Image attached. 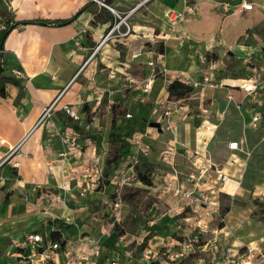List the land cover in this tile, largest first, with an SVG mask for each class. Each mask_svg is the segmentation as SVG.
<instances>
[{"label":"crops","instance_id":"obj_1","mask_svg":"<svg viewBox=\"0 0 264 264\" xmlns=\"http://www.w3.org/2000/svg\"><path fill=\"white\" fill-rule=\"evenodd\" d=\"M102 1L120 13L136 8L125 19L130 33L115 40L121 44L118 47L109 39L86 61L117 21L107 8L92 0H0V37L6 28L20 22L9 28L2 47L1 73L17 84H3L4 95H0V162L4 161L0 165V264H63L66 253L79 252L84 238L94 235L101 238L109 255L115 251L114 254L123 256L120 250L110 246L113 236L102 235L97 230V218L90 204L96 199L106 204L112 195L111 185H102L99 190L90 187L86 195L80 196L85 180L82 173L92 158L104 155L102 139L111 127L113 104L126 109L124 114L116 116L114 130L120 134L130 132L129 137L135 131L144 132L151 147L154 143L157 147L146 158L155 156L170 168H155L154 179L161 182L172 173L173 167L177 169L182 164V169L189 168L195 159L200 162L209 159L213 169L230 177L223 186L227 189L225 193H239L242 188L240 182L250 156L223 147V153L214 159L209 146L217 124L203 119L201 114L196 121L198 125L194 126L196 135H189L194 114L188 102L184 106L188 112L174 110L177 101L167 99L168 85L163 75L156 77L149 92L144 93L141 88L151 71L146 64L151 59L157 67H165L169 72L181 71L197 80L209 75L215 86H199L187 100H198L200 111L206 110L212 117L219 118L233 110L240 115L243 127L264 126V118L255 105L256 102L260 105L262 100L238 87L246 77L264 73V0ZM225 3L233 9L224 11ZM243 3H250L251 9L242 8ZM169 10L180 15L174 26L165 16ZM68 19H71L69 23L43 21ZM155 43L162 48L161 52L154 47ZM203 54L210 58V68L200 63ZM131 68L142 70L143 77L132 76L128 71ZM122 76H127L128 84H123ZM123 85L133 87V99L140 98V102L134 103V111L146 121L147 129L137 127V114L131 115L133 120L125 117L129 102L121 94ZM58 95L56 110L43 125L34 128L44 107ZM203 99L206 107L202 106ZM65 104L73 108L76 117L64 114L61 108ZM167 108L172 110L171 114L164 116ZM159 111L164 117L161 131L153 132L149 119ZM254 115L259 117L256 122L252 121ZM65 137L74 139L78 146L68 157L62 155ZM125 139L124 158L131 149L130 140ZM240 139L245 140L250 153L264 146L262 142H252L245 134L230 141ZM168 148L171 150L164 154ZM258 154L262 155L261 151ZM178 177L181 183L189 185L185 172L178 173ZM171 206L163 215L166 219L187 209L178 211L176 199ZM201 208L206 214V209ZM55 219L73 223L74 227L62 231L53 226ZM184 219L191 227L192 217ZM30 232L41 234L45 242L51 241V232H61L65 244L48 252V259L42 261L41 245L25 240ZM149 246L153 245L149 243Z\"/></svg>","mask_w":264,"mask_h":264},{"label":"rangeland","instance_id":"obj_2","mask_svg":"<svg viewBox=\"0 0 264 264\" xmlns=\"http://www.w3.org/2000/svg\"><path fill=\"white\" fill-rule=\"evenodd\" d=\"M122 15L121 13V16ZM113 17L114 19L116 18L115 16ZM116 20L118 19L116 18ZM121 26L122 30H116L111 38L112 42H110L114 47L121 45L115 40L124 38L122 36H125L120 33L124 32L126 27L124 23H122ZM151 45L150 43V46ZM154 47L158 48V43H155ZM203 56L206 57V61L202 62L200 56V63L204 68H210V58L207 54H203ZM230 68L231 67H229V69ZM221 70L223 69H220L219 72H222ZM128 71L134 77L139 79L143 77L141 75L142 70H133L131 68L130 70L128 69ZM134 71L136 72L134 73ZM208 71L211 72V69ZM122 77L123 84H128L126 82L128 81L127 76ZM250 77H253L257 82L255 91L248 95L254 96L255 99L259 98V100H262L260 105H258V102H256L255 105H257L262 118H264V73H261V76L253 75ZM248 78L249 76L245 79ZM132 88V86L123 85L121 94L126 96L124 100L127 101L126 103L129 102L128 112L134 116L137 114L134 111V103L136 101L140 102V98L133 99L131 95L133 94L131 91ZM137 91V94L141 93L140 88H138ZM184 102H188V108L191 109L190 111L194 114L193 121L189 123V135H196L194 126L198 125L196 121L200 119L201 114H204L203 119L217 124L216 133L209 146V150L214 159L217 160L219 154L223 153V147L225 149L228 148V141L237 139L243 134L250 136V140L254 143H264V126L249 125L243 127L241 117L236 111L231 110L229 113L226 112L224 115H220L219 118H216L212 117L210 112L207 113L206 111L204 113L203 110L200 111L202 108L198 107V100L194 101L191 99L185 100ZM204 102L203 99L202 106L206 107ZM143 104H145V102ZM222 108V106L219 107L220 110ZM131 119L132 118H130V120ZM135 120L138 122L137 127L141 130L147 129L146 121L143 119L141 120L139 114L135 116ZM163 120L164 117L162 116V112L159 111L150 117L149 122L156 121L162 123ZM155 131L156 128H153V132ZM153 134L154 133H152V135ZM129 136L130 132L121 134V137L130 140ZM95 141H97V138ZM154 147L157 148L155 143L151 147L150 154L154 151ZM115 148L116 147H113V145L109 143L108 138L104 136L101 146V154L104 155L99 158L98 154L97 157L99 158L98 160L103 168L105 176L112 173L118 166V163L112 164L109 162L110 155L113 154ZM258 150L261 151L262 155H257V153H259ZM251 153L247 161V168L243 180L240 182L242 188L239 193H225L227 191L225 188L215 191L213 195V201L215 202L214 206L209 209L206 208L208 214H205L200 206L187 207L185 213L166 219L163 215L167 213V210L173 207L171 206L173 205V198L167 196H153L150 194L149 189H145L147 192H142L131 200L124 199L126 206L121 224L120 226L112 228L109 227L112 217L110 212L106 209L105 204L98 199L91 201L90 204L93 207L92 211L95 212L94 216L97 218V230H99L102 235L108 237L113 236V242H110V246L117 248L122 253L124 251H129L131 256L129 257L128 255V260L133 258V261L140 256L144 236H148L149 239H151V242L148 241L147 245L149 246V243L153 245L151 247L154 253V264H221L223 256L235 252H244L246 246L250 244L259 245L262 249V254H264V146H262L261 149H254ZM67 155L69 156L70 154H63V156ZM257 156L261 157L256 158ZM128 165H130V163H128ZM136 167L141 172L150 174V178H152V172L157 167L163 170L170 169L163 161L156 160L155 156H150L146 159L141 158L140 163L136 165ZM185 167L182 169V164L177 166L178 173H184L189 169ZM98 185L100 186L93 184L91 187L99 190L102 185L103 187H108L111 184L105 179ZM111 186L110 188L112 191L113 187ZM98 196V198L104 197L103 195ZM192 210H198L199 213H193ZM187 216L192 217L190 220L192 223L191 227L184 219ZM163 220H167V222L164 224ZM151 221L156 222L150 225ZM203 224H205L206 227H204ZM164 225H166V227ZM120 236H123V239L116 244L115 242ZM105 238L104 236L103 239ZM140 238H142V240H140ZM137 241H141L139 242L140 244H138ZM255 261L257 264H264V256H259Z\"/></svg>","mask_w":264,"mask_h":264},{"label":"built area","instance_id":"obj_3","mask_svg":"<svg viewBox=\"0 0 264 264\" xmlns=\"http://www.w3.org/2000/svg\"><path fill=\"white\" fill-rule=\"evenodd\" d=\"M92 1L107 8L118 20L112 24L108 32L99 40L86 61L90 60V58L98 52L100 47L113 37L114 32L120 29L122 23H124L126 30L120 34L126 35L130 33V28L125 19L136 9L135 7L131 8L128 11L123 12V15L121 16L120 12L107 5L104 1ZM145 1L147 0H143L142 2ZM237 7L235 6V9ZM241 7L244 9H251L252 5L250 3H243L241 4ZM223 9L224 11L229 12L233 8L230 4L225 3L223 5ZM165 16L169 24L172 26H174L180 19L179 13L173 10L167 11ZM201 60L202 62H205L206 57L202 55ZM85 63L81 66L79 72L84 68ZM146 64L151 68V71L142 82L141 89L144 93H147L151 90L153 82L159 74L163 75V79L168 86L174 82H180L191 87L192 92L199 86H215V84L212 83L211 77L209 75H204L197 80L193 78V76L181 71L169 72L165 67H157L154 59L148 60ZM16 75L19 76L20 74L16 73ZM256 82L257 80H255L253 77H249L248 79L242 80V83L238 87L246 94H252L256 89ZM228 99H232L231 95H228ZM58 100L59 95L44 107L39 118L34 124V128H37L46 122V120L56 110ZM185 105V102L181 103V101H179L177 102V106L174 110L183 109L187 111L188 108L184 107ZM239 107L240 106L237 105V108ZM61 109L63 110L64 114L71 117H76V114L70 105L65 104ZM171 111V109L167 108L164 110L163 115L168 116L171 114ZM203 112L205 113L206 110H203ZM125 117L131 118V114H125ZM258 119V115H254L252 117L253 122H256ZM28 135L29 133L26 134L23 140H25ZM23 140L11 150V154L20 147ZM130 143V152L125 158L122 157L120 161H118L117 168L114 169L113 172L108 176L104 175L103 168L101 167L99 160L95 158L90 160L89 166L82 173L83 179L85 180L84 190L80 192V196H84L85 191H87L91 185H98L105 179H107L113 186L112 195L109 196L105 204L106 209L110 212L112 217L109 224V227L111 228L120 226L121 224L126 206V203L122 197V191L126 187L149 189V192L153 196H167L176 199L178 211H183L186 207L200 206L204 209L212 208L215 203L213 201L214 192L217 190H222L224 184L230 180V177L222 173L220 170L213 169V165L210 163L209 159H205L204 162H200L195 159L192 161L189 169H187L185 172V176L189 185L181 183L178 177V170L175 167L172 168V173L167 175L161 182L152 177L151 184L144 185L135 168L136 165L140 163L141 158H146L149 155L151 151V144L145 140V133L141 131H135L132 134L130 137ZM63 144L65 150H63L64 153H62V155L67 153L72 154L73 151L77 150L78 147L76 141L69 137H65ZM227 146L228 149L232 151L241 152L245 154L246 157L250 156V151L245 145V140H233L228 142ZM170 150L171 149L168 148L163 153L168 154ZM3 162H0V165ZM128 163H130V165H128ZM216 186L218 188H216ZM152 224L153 221L150 222V225ZM117 239V242H120V240L123 239V236H120ZM25 240L27 242L39 243L41 245L42 251L40 252V257L42 261H46L48 259V252L50 253L60 248L58 243L51 241L45 242L43 236L36 232L26 233ZM140 240H142V238H140ZM44 242L46 243L45 245H43ZM139 242L141 241H137L138 244H140ZM261 250L262 249L259 245H248L246 246V250L244 252H235L223 256L221 264H257L255 260L259 256H264ZM114 252L110 255L107 253L100 237L86 236L83 241V248L79 252L66 253V259L63 264H154V253L151 246L144 247L141 250L139 258L134 261L132 257L131 260H128V255L129 257L131 256L129 251H124L122 253L123 256H120L119 254L116 255Z\"/></svg>","mask_w":264,"mask_h":264},{"label":"trees","instance_id":"obj_4","mask_svg":"<svg viewBox=\"0 0 264 264\" xmlns=\"http://www.w3.org/2000/svg\"><path fill=\"white\" fill-rule=\"evenodd\" d=\"M71 19L64 20V21H59V20H55V21L54 20H43V21L47 22V23H69L71 21ZM28 22H33V21H28ZM19 23L20 22H16L15 24H12L10 27L14 28ZM10 27L6 28L3 31V36L8 33V30ZM2 37H0V40ZM158 51L161 52L162 48L159 47ZM5 83H12L14 85L17 84V82L13 78H11L9 76H4L1 73L0 74V95H4V91H3L1 86ZM191 92H192V88L189 87L188 85L180 83V82H174L168 86L167 99L169 101H177V102L182 101V100H187L190 98ZM112 110H113L112 111V122H111L110 130L107 133V138L109 140V143L112 144L113 147H116V148L114 149L113 154H111L112 156L110 155L109 162H111L112 164H117L118 161L122 157V151L126 147V142H125L126 139L121 137V134L114 130L115 129L114 123H115L116 116L124 114L126 109L121 105L113 104ZM136 171H137V173H138V175H139V177H140V179L144 185H150L151 184L150 174H148L147 172H141L137 167H136ZM142 192H147V190L141 189V188L126 187L122 191V197H123V199L131 200L135 196H137L138 194H140ZM52 223H53V226L55 228H58L62 231H68L74 227L73 223H67V222H64L63 220H60V219H55V220H53ZM49 238L51 239L52 242L58 243L61 247H63L65 244V241L62 237L61 232H51ZM148 240H149L148 236H145L143 238V244H142L141 250L144 247L148 246L147 245ZM107 248H109V247H107Z\"/></svg>","mask_w":264,"mask_h":264},{"label":"water","instance_id":"obj_5","mask_svg":"<svg viewBox=\"0 0 264 264\" xmlns=\"http://www.w3.org/2000/svg\"><path fill=\"white\" fill-rule=\"evenodd\" d=\"M6 35L7 34H5L2 38H1V40H0V73H1V63H2V47H3V42H4V39H5V37H6ZM149 127H153V128H156V130L158 131V132H160L161 131V126H160V123L159 122H150L149 123Z\"/></svg>","mask_w":264,"mask_h":264},{"label":"bare ground","instance_id":"obj_6","mask_svg":"<svg viewBox=\"0 0 264 264\" xmlns=\"http://www.w3.org/2000/svg\"><path fill=\"white\" fill-rule=\"evenodd\" d=\"M251 245V244H250Z\"/></svg>","mask_w":264,"mask_h":264}]
</instances>
